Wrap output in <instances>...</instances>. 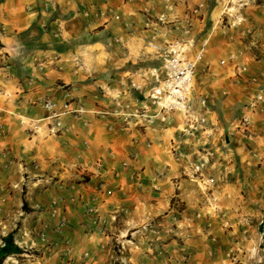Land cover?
Returning <instances> with one entry per match:
<instances>
[{
    "label": "crops",
    "instance_id": "1",
    "mask_svg": "<svg viewBox=\"0 0 264 264\" xmlns=\"http://www.w3.org/2000/svg\"><path fill=\"white\" fill-rule=\"evenodd\" d=\"M161 6L143 14L123 0H0L5 246L30 240L39 264H233L235 239L254 232L264 208L259 21L203 30V20ZM204 37L185 111H160L150 98L164 79L154 47L179 41L190 56ZM43 99L82 113L59 117L56 135L41 123L30 136Z\"/></svg>",
    "mask_w": 264,
    "mask_h": 264
},
{
    "label": "rangeland",
    "instance_id": "2",
    "mask_svg": "<svg viewBox=\"0 0 264 264\" xmlns=\"http://www.w3.org/2000/svg\"><path fill=\"white\" fill-rule=\"evenodd\" d=\"M127 2L135 11H142L143 14L150 13L151 10H159L161 4L167 5L169 9L179 8L185 13L192 15L195 20H203V30L210 28L216 20H220L218 27L225 28L232 25L233 21H243L250 25L249 18L254 16L259 21V28L256 30L264 34V0H123ZM148 3L149 10H146L145 5ZM230 13L231 22H227L223 17V13ZM189 16V15H188ZM243 17V18H242ZM158 20L156 19V22ZM197 21V22H198ZM215 25V24H214ZM245 41H249V35L246 34ZM206 42V37L202 42ZM206 46V45H205ZM250 127V123H249ZM244 135V134H242ZM246 136V135H244ZM247 137V136H246ZM264 216V208L261 209V217L250 224L254 230L252 234L242 233L243 237L235 239V247L230 251L229 258L233 264H264V228H260L261 218ZM30 240L21 248L15 247L12 252H6L3 248L4 244L0 242V264H39L41 263V252L36 246H32ZM30 246V248H28ZM116 244L112 250L118 255L122 250L116 251ZM4 253V254H3ZM2 254V255H1ZM112 264H126L123 259H117V256L111 258Z\"/></svg>",
    "mask_w": 264,
    "mask_h": 264
},
{
    "label": "built area",
    "instance_id": "3",
    "mask_svg": "<svg viewBox=\"0 0 264 264\" xmlns=\"http://www.w3.org/2000/svg\"><path fill=\"white\" fill-rule=\"evenodd\" d=\"M205 45L206 42H202L197 51L190 56L187 55L184 44L179 41L154 47L156 55L162 62L164 79L162 80V88L160 90H154L150 98L158 106L160 111H185L194 68L202 57ZM200 102L204 104L203 100ZM40 105L46 111V116L28 122L25 132L30 136L40 131L42 127L41 123L47 127L48 134L56 135L58 132L56 126L59 117L66 114L78 116L82 113V109L79 106L69 108L67 103L59 106L50 99L41 100ZM191 120L195 121L192 118ZM22 123L24 122L22 121ZM198 123L203 126L204 121L198 120ZM238 127L242 134L247 137L252 136L249 122L246 118L240 119ZM106 194L109 195L110 192H106ZM115 247L116 251L123 249L120 243H116Z\"/></svg>",
    "mask_w": 264,
    "mask_h": 264
},
{
    "label": "trees",
    "instance_id": "4",
    "mask_svg": "<svg viewBox=\"0 0 264 264\" xmlns=\"http://www.w3.org/2000/svg\"><path fill=\"white\" fill-rule=\"evenodd\" d=\"M23 207V206H22ZM260 228H264V216L261 218V223H260ZM3 248H6L7 250H4L5 251V253L6 252H12V251H10V250H15V251H17L14 247H10V246H3ZM2 251V250H1ZM0 251V252H1ZM13 253V252H12ZM4 254V253H3ZM2 255V254H1Z\"/></svg>",
    "mask_w": 264,
    "mask_h": 264
},
{
    "label": "water",
    "instance_id": "5",
    "mask_svg": "<svg viewBox=\"0 0 264 264\" xmlns=\"http://www.w3.org/2000/svg\"><path fill=\"white\" fill-rule=\"evenodd\" d=\"M9 50V47L3 43V41L0 40V51H7Z\"/></svg>",
    "mask_w": 264,
    "mask_h": 264
},
{
    "label": "bare ground",
    "instance_id": "6",
    "mask_svg": "<svg viewBox=\"0 0 264 264\" xmlns=\"http://www.w3.org/2000/svg\"><path fill=\"white\" fill-rule=\"evenodd\" d=\"M178 111H181V110H178Z\"/></svg>",
    "mask_w": 264,
    "mask_h": 264
}]
</instances>
